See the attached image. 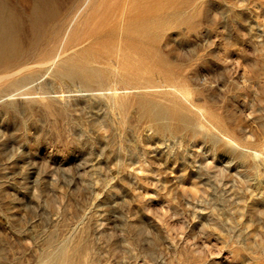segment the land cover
<instances>
[{
  "label": "rangeland",
  "instance_id": "1",
  "mask_svg": "<svg viewBox=\"0 0 264 264\" xmlns=\"http://www.w3.org/2000/svg\"><path fill=\"white\" fill-rule=\"evenodd\" d=\"M0 264H264V0H0Z\"/></svg>",
  "mask_w": 264,
  "mask_h": 264
},
{
  "label": "bare ground",
  "instance_id": "2",
  "mask_svg": "<svg viewBox=\"0 0 264 264\" xmlns=\"http://www.w3.org/2000/svg\"><path fill=\"white\" fill-rule=\"evenodd\" d=\"M18 45H19V44H18ZM4 47H5V46H4ZM19 47H20V46H19ZM5 48H6V47H5ZM5 48H4V49H5ZM15 48H16V47H15ZM15 48H14V49H15ZM6 49H7V48H6ZM7 51H8V49H7ZM15 52H16V51H15ZM14 54H15V53H14ZM5 55H6V54H5ZM62 70H63V69H62ZM65 71H66V70H64V72H65ZM64 72H62V73H64ZM68 72H69V71H67L66 74H68ZM73 73H74V72H73ZM76 73H77V72H76ZM79 73H81V72H79ZM79 73H78V74H79ZM64 74H65V73H64ZM75 75H76V74H75ZM79 75H80V74H79ZM82 75H83V74H82ZM69 76H70V75H69ZM76 76H77V75H76ZM76 76H75V77H76ZM83 76H84V75H83ZM79 77H80V76H79ZM83 78H84V77H83ZM85 78H86V77H85ZM85 78H84V79H85ZM72 79H75V78H74V75H73V78H72ZM88 79H90V78L88 77ZM78 80H79V79H78ZM83 81H84V80H83ZM87 81H88V80H87ZM81 82H82V81H81ZM88 82H89V81H88ZM88 82H87V83H88ZM123 85H124V84H123ZM118 92H119V91H118ZM181 97H182V96H181ZM149 107H150V106H149ZM170 112H171V111H170ZM175 113H177V112H175ZM170 114L173 115L172 112H171ZM177 114H178V113H177ZM179 114H180V113H179ZM149 116H150V115H149ZM177 116H179V115H177ZM171 117H172V116H171ZM173 118H174V117H173ZM169 120H170V118H169ZM152 121H153V120H152ZM172 123H174V122H172ZM156 124H157V123H156ZM175 124H176V123H175ZM167 125H168V124H167ZM172 125H173V124H172ZM179 125H180V124H179ZM179 125H178V126H179ZM168 126H169V125H168ZM174 126H175V125H174ZM176 127H177V125H176ZM182 127H183V126H182ZM170 128H171V125H170ZM180 128H181V127H179V129H180ZM158 129H159V128H158ZM182 129H183V128H182ZM162 130H163V129H162ZM162 130H161V131H162ZM159 131H160V130H159ZM164 131H165V130H164ZM171 131H174V130H171ZM162 132H163V131H162ZM174 132H176V131H174ZM172 133H173V132H172ZM174 135H176V134H174ZM255 156H256V157L258 156L257 152H255Z\"/></svg>",
  "mask_w": 264,
  "mask_h": 264
}]
</instances>
